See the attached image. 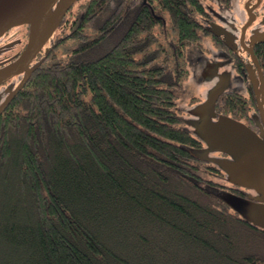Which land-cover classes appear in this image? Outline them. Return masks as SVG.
Wrapping results in <instances>:
<instances>
[{"label":"trees","instance_id":"1","mask_svg":"<svg viewBox=\"0 0 264 264\" xmlns=\"http://www.w3.org/2000/svg\"><path fill=\"white\" fill-rule=\"evenodd\" d=\"M119 1L62 24L0 115V264H264V229L186 148L204 146L183 119L203 94L186 98L204 63L193 54L212 42L191 15L209 9L161 0L174 34L158 37Z\"/></svg>","mask_w":264,"mask_h":264},{"label":"flooded vegetation","instance_id":"2","mask_svg":"<svg viewBox=\"0 0 264 264\" xmlns=\"http://www.w3.org/2000/svg\"><path fill=\"white\" fill-rule=\"evenodd\" d=\"M90 2L91 0H76L63 16L55 31L56 35L62 24V28L73 24H78L76 27L79 28L78 26L89 17ZM126 3L132 7L141 5L142 10L149 13L151 21L149 29L156 36L174 34L171 12L168 8H164L161 0L119 1L120 5ZM198 3L207 6L209 12L205 16L197 12L192 14L191 18L201 33L205 32L212 38V42L205 44V48L202 49L204 54H193L196 61H204L199 71L201 79L199 83H207L211 86L218 78L213 73H227L228 88L223 94H229L233 104L230 107L231 111L227 112L224 105L219 109L217 106L221 94L216 103L217 112L245 122L262 135L264 134V55L260 50L264 45V36H262L264 0H205V2L198 0ZM28 33L29 25L23 24L9 28L0 36V67L13 61L22 52L28 41ZM45 47L31 63L43 55ZM22 77L23 72L15 74L0 84V89L13 81L17 84ZM218 153L225 155L222 152ZM228 183L227 187L239 195L246 197L256 194L254 190L230 181Z\"/></svg>","mask_w":264,"mask_h":264},{"label":"water","instance_id":"3","mask_svg":"<svg viewBox=\"0 0 264 264\" xmlns=\"http://www.w3.org/2000/svg\"><path fill=\"white\" fill-rule=\"evenodd\" d=\"M75 1L0 0V36L13 26L29 25L25 48L13 61L0 67V84L23 72L17 84L13 81L0 89V115L46 57L47 49L40 59L31 63L46 43L52 41L63 16ZM213 74L217 80L207 88L202 100L187 109L190 116L183 119L204 146L186 148L218 165L228 181L255 191V195L246 197L229 191L216 195L245 220L264 229V134H258L241 120L217 112L216 103L228 88L229 76L225 72Z\"/></svg>","mask_w":264,"mask_h":264},{"label":"rangeland","instance_id":"4","mask_svg":"<svg viewBox=\"0 0 264 264\" xmlns=\"http://www.w3.org/2000/svg\"><path fill=\"white\" fill-rule=\"evenodd\" d=\"M208 44V43H207ZM196 55V54H195ZM198 55V54H197ZM200 84V85H199ZM209 87V84H207V83H197L196 81H192V82H189L188 83V85L186 86V88H187V92H188V94L186 95V98L187 97H189L190 95L189 94H192V93H196L197 92V94H200V93H203L202 94V98L201 99H203L204 98V94H205V91L207 90V88ZM185 94H186V92H185V90L183 91ZM183 98H185V96L183 97ZM200 99V100H201ZM197 102H199V100L197 101ZM197 102H195V103H197ZM183 103H186L187 104V101H183ZM195 103H193V104H195ZM193 104H187L184 108H185V111H184V113L187 115V117H189L190 116V114L189 113H187L188 111H187V109L189 108V107H191Z\"/></svg>","mask_w":264,"mask_h":264}]
</instances>
